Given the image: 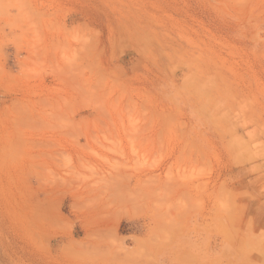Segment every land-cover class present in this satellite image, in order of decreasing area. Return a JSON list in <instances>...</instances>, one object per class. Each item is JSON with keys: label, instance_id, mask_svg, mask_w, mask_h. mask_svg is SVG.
<instances>
[{"label": "rangeland", "instance_id": "obj_1", "mask_svg": "<svg viewBox=\"0 0 264 264\" xmlns=\"http://www.w3.org/2000/svg\"><path fill=\"white\" fill-rule=\"evenodd\" d=\"M0 264H264V0H0Z\"/></svg>", "mask_w": 264, "mask_h": 264}, {"label": "bare ground", "instance_id": "obj_2", "mask_svg": "<svg viewBox=\"0 0 264 264\" xmlns=\"http://www.w3.org/2000/svg\"><path fill=\"white\" fill-rule=\"evenodd\" d=\"M122 200V199H121ZM120 201V200H119ZM129 201V200H128ZM122 201H120V203H121ZM121 205H123V204H121ZM127 206V205H126ZM128 213V212H127Z\"/></svg>", "mask_w": 264, "mask_h": 264}]
</instances>
